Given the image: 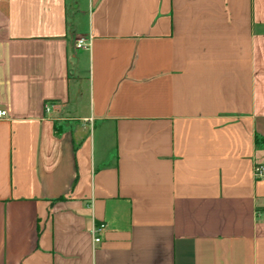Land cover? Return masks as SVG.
<instances>
[{"label":"crops","instance_id":"crops-1","mask_svg":"<svg viewBox=\"0 0 264 264\" xmlns=\"http://www.w3.org/2000/svg\"><path fill=\"white\" fill-rule=\"evenodd\" d=\"M0 110V264H264V0H0Z\"/></svg>","mask_w":264,"mask_h":264},{"label":"built area","instance_id":"built-area-1","mask_svg":"<svg viewBox=\"0 0 264 264\" xmlns=\"http://www.w3.org/2000/svg\"><path fill=\"white\" fill-rule=\"evenodd\" d=\"M87 44L84 42V40H79L77 42V48H87ZM45 110L46 112H50L51 110V104H46L45 105ZM6 116V112L3 111V110H0V118H3ZM254 175H255V178L257 179H262L264 178V165H257L255 167V170H254ZM106 230V225L105 224H100L98 226H95L92 233H93V238H94V242L96 244L100 243L101 242V235L105 232Z\"/></svg>","mask_w":264,"mask_h":264}]
</instances>
